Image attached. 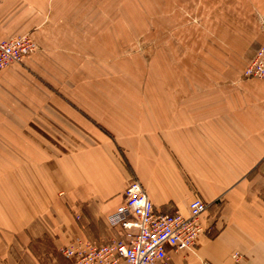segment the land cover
<instances>
[{"label":"crops","instance_id":"obj_1","mask_svg":"<svg viewBox=\"0 0 264 264\" xmlns=\"http://www.w3.org/2000/svg\"><path fill=\"white\" fill-rule=\"evenodd\" d=\"M257 10L229 15L232 38L195 46L180 59L191 67L161 78L139 114L103 76L86 90L83 70L57 96L38 76L56 80L49 65L76 58L61 50L81 52L74 16L56 0H0V40L37 29L41 47L60 51L0 74V264H72L63 250L77 241L120 238L108 218L132 180L162 214H186L196 198L209 205L195 251L169 249L170 264H264V80L243 77L264 43Z\"/></svg>","mask_w":264,"mask_h":264},{"label":"rangeland","instance_id":"obj_2","mask_svg":"<svg viewBox=\"0 0 264 264\" xmlns=\"http://www.w3.org/2000/svg\"><path fill=\"white\" fill-rule=\"evenodd\" d=\"M63 1L56 0V9L64 14L70 11L71 17L74 16V19H69L73 26H77V35L74 33V36H78L80 40L73 44H77L81 52L70 51L75 49H62L61 52L44 49L37 42V29H34L17 37L0 40L18 39L33 47L21 62L6 67L0 74L15 65L28 68L26 60L44 53L72 55L76 57L72 64L66 61L64 65L59 64V69L55 65H49L55 69L56 80L49 82L40 76L38 78L44 80L42 82H46L48 88L55 90L56 95L64 99V89L71 88L67 82L77 80L76 76L81 74V70L82 74L87 73V77L84 76L86 90L99 91L102 85L96 88V77L103 76L106 90L113 84L116 97L125 100V103L128 98L132 99L137 105L136 113L139 114L142 111L139 105L143 107L145 94L158 88L161 78L175 73L176 66L180 69L183 66L191 67L188 62L181 64L180 59L183 56L192 59L197 50L195 46H200L201 51L208 48L205 44L208 38H232L230 29L224 24L229 15L233 19L246 21V17L257 10L255 1L260 2L264 10V0H66L69 4ZM257 12L256 23L264 37V15H261L259 9ZM243 26H246V22ZM237 37L243 38L241 34ZM248 66L243 69L245 79H249L245 77ZM65 72H71L68 81L67 78L62 79V73ZM8 147V163L14 168V147L10 144ZM8 178L14 182L13 176ZM64 257L69 259L65 255ZM234 259L236 262L240 261L238 255ZM168 263L170 264V258Z\"/></svg>","mask_w":264,"mask_h":264},{"label":"built area","instance_id":"obj_3","mask_svg":"<svg viewBox=\"0 0 264 264\" xmlns=\"http://www.w3.org/2000/svg\"><path fill=\"white\" fill-rule=\"evenodd\" d=\"M32 49L18 39L0 42V71L21 62ZM245 77L264 79V43L246 69ZM207 209V203L196 198L186 214L159 213L143 185L132 180L125 191L124 204L108 218L111 226L120 227V238L102 245L77 241L63 253L73 264H169V249L194 251L205 233L201 219Z\"/></svg>","mask_w":264,"mask_h":264}]
</instances>
